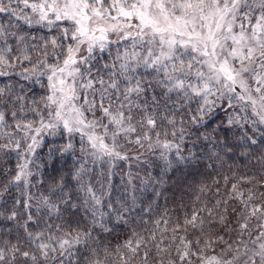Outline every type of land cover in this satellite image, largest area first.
Returning <instances> with one entry per match:
<instances>
[{
	"label": "snow or ice",
	"instance_id": "1",
	"mask_svg": "<svg viewBox=\"0 0 264 264\" xmlns=\"http://www.w3.org/2000/svg\"><path fill=\"white\" fill-rule=\"evenodd\" d=\"M0 264H264V0H0Z\"/></svg>",
	"mask_w": 264,
	"mask_h": 264
},
{
	"label": "trees",
	"instance_id": "2",
	"mask_svg": "<svg viewBox=\"0 0 264 264\" xmlns=\"http://www.w3.org/2000/svg\"><path fill=\"white\" fill-rule=\"evenodd\" d=\"M178 176L179 175H182V173H178L177 174ZM202 178V176L200 175H195V174H192L190 176H188V181L189 183H193V182H198L200 179ZM161 203H163V200H161ZM169 206L172 207L173 205L171 204V202L169 203Z\"/></svg>",
	"mask_w": 264,
	"mask_h": 264
}]
</instances>
